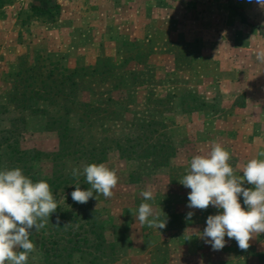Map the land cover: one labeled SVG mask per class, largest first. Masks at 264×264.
<instances>
[{
	"label": "rangeland",
	"instance_id": "rangeland-1",
	"mask_svg": "<svg viewBox=\"0 0 264 264\" xmlns=\"http://www.w3.org/2000/svg\"><path fill=\"white\" fill-rule=\"evenodd\" d=\"M30 2L0 0V171L20 167L33 182H48L55 199L69 200L60 206L63 228L55 212L32 229L28 264H264V233L246 251L227 236L213 251L199 236L222 210L190 209L191 190L179 182L213 143L231 153L238 176L264 151V127L252 116L264 108L260 84L245 70L248 39L264 45L256 36L264 35V5L63 0L45 26ZM251 10L256 20L247 19ZM92 163L116 171L114 194L76 203L72 170ZM78 183L91 187L84 175ZM149 187L153 199L145 201ZM144 202L167 220L164 229L139 223Z\"/></svg>",
	"mask_w": 264,
	"mask_h": 264
},
{
	"label": "clouds",
	"instance_id": "clouds-1",
	"mask_svg": "<svg viewBox=\"0 0 264 264\" xmlns=\"http://www.w3.org/2000/svg\"><path fill=\"white\" fill-rule=\"evenodd\" d=\"M257 3L264 5V0ZM255 55L258 62L264 63V49H258ZM231 158V153L220 143H213L206 155L192 157L187 174L179 181L191 190L187 205L190 209L206 210L212 206L222 210L207 217L206 227L199 236L213 251L225 247L226 236L246 251L250 241L264 233V151L250 159L239 176L229 163ZM72 175L77 183L71 197L80 204L93 198L94 192L111 198L119 179L116 171L104 163L88 164L82 173L74 168ZM80 175L91 186L87 190H82L78 183ZM245 182L251 187H244ZM141 195L145 201L152 200L153 190L149 187ZM241 196L246 208L241 205ZM58 207L48 182H33L20 167L0 171V264H28L29 255L36 249L30 239L32 229L37 232L43 229ZM136 215L141 225L166 227L167 220L161 221L149 203H141ZM193 215L189 211L186 219ZM59 224L57 216L56 225Z\"/></svg>",
	"mask_w": 264,
	"mask_h": 264
},
{
	"label": "crops",
	"instance_id": "crops-1",
	"mask_svg": "<svg viewBox=\"0 0 264 264\" xmlns=\"http://www.w3.org/2000/svg\"><path fill=\"white\" fill-rule=\"evenodd\" d=\"M61 1H63V0H59L58 1V4L59 5H60V2ZM30 14H31V12H30ZM256 15H257V13L254 10L248 11L247 12V19H249V20H256L255 17L258 16V15L257 16ZM58 16H59V14L55 17V20L52 21V22L44 21L43 22L44 25L45 26H47V25L49 26V25L55 23ZM36 18H38V17H36ZM261 25L264 26V23H261ZM220 26H221V23L218 22L217 25L213 26L214 28H212V31L214 33H216V34H219L217 32V29ZM44 32L47 34V30L46 29L44 30ZM256 34H257L256 36H257V39H258L257 42L258 43H261V42L264 43V35H261V33L259 31H257ZM260 38H262V39H260ZM248 41L249 42H248V44L246 46V50H247V52H248L249 55H248V57L246 59V64H245L246 67H245V70H247V67H250L252 69V72L256 74V77L254 79H252V80L255 81V79H257L255 82L256 83L259 82L258 84H260V85H256L255 87H257V88L259 87L260 88V92L259 93L262 94V95H264V85H262V84H264V78H262V77H264V76H262V75H264V63L258 62L256 60V55H253L259 49L255 45H258L259 47H262V48H264V45L250 43V42H253V38L248 39ZM255 41L256 40H254V42ZM252 44H254V45H252ZM240 47H242V46H240ZM235 48H238V46H236ZM233 50L235 51L236 49H233ZM231 56H233V55H231ZM232 59H234V57ZM249 63L251 64V66H249ZM261 91H262V93H261ZM262 95H260V98L258 97V99L261 102H264V97H261ZM252 116H253V118L256 120V122L258 124H260L262 127H264V108H262V109L259 108L258 110L253 111ZM262 130H264V128H262ZM259 144H260V146H262V148H264V139H259ZM259 243H264V241H259ZM250 244L254 245L255 242L250 243Z\"/></svg>",
	"mask_w": 264,
	"mask_h": 264
},
{
	"label": "trees",
	"instance_id": "trees-1",
	"mask_svg": "<svg viewBox=\"0 0 264 264\" xmlns=\"http://www.w3.org/2000/svg\"><path fill=\"white\" fill-rule=\"evenodd\" d=\"M59 0H31L29 4V11L31 12L32 16L38 17L44 21L52 22L55 20V17L60 12V5L58 4ZM78 71H72L69 73V77ZM69 78H65V81ZM57 202H59V207L56 211V213L60 214V220L62 222H65L66 219L63 218L66 215V211L62 210L60 207L61 205L68 204L69 197L65 198V200L59 201L55 199ZM61 228L64 227V223H61ZM60 225L57 227L60 228ZM63 226V227H62ZM82 226V225H81Z\"/></svg>",
	"mask_w": 264,
	"mask_h": 264
}]
</instances>
